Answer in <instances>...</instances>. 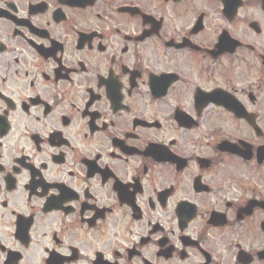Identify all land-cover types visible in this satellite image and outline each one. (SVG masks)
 I'll list each match as a JSON object with an SVG mask.
<instances>
[{"label":"flooded vegetation","instance_id":"flooded-vegetation-1","mask_svg":"<svg viewBox=\"0 0 264 264\" xmlns=\"http://www.w3.org/2000/svg\"><path fill=\"white\" fill-rule=\"evenodd\" d=\"M0 264H264V0H0Z\"/></svg>","mask_w":264,"mask_h":264}]
</instances>
